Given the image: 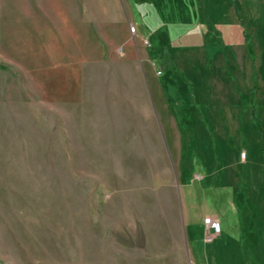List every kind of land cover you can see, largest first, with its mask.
I'll return each instance as SVG.
<instances>
[{"label": "rangeland", "instance_id": "obj_1", "mask_svg": "<svg viewBox=\"0 0 264 264\" xmlns=\"http://www.w3.org/2000/svg\"><path fill=\"white\" fill-rule=\"evenodd\" d=\"M0 264H264V0H0Z\"/></svg>", "mask_w": 264, "mask_h": 264}, {"label": "built area", "instance_id": "obj_2", "mask_svg": "<svg viewBox=\"0 0 264 264\" xmlns=\"http://www.w3.org/2000/svg\"><path fill=\"white\" fill-rule=\"evenodd\" d=\"M131 32H135V27H130ZM246 157V153L242 152L240 155V158L243 160ZM203 227H204V233L206 236V240H211L215 236L219 235L221 232V226L220 222L217 218H213L211 216H206L203 218Z\"/></svg>", "mask_w": 264, "mask_h": 264}, {"label": "trees", "instance_id": "obj_3", "mask_svg": "<svg viewBox=\"0 0 264 264\" xmlns=\"http://www.w3.org/2000/svg\"><path fill=\"white\" fill-rule=\"evenodd\" d=\"M199 44L198 43H195L193 45H187V47H195V46H198ZM218 74L221 76V77H226L228 74H229V69L224 67L222 69H219L218 70Z\"/></svg>", "mask_w": 264, "mask_h": 264}]
</instances>
